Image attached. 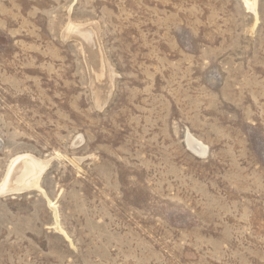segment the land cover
I'll list each match as a JSON object with an SVG mask.
<instances>
[{
  "label": "rangeland",
  "instance_id": "rangeland-1",
  "mask_svg": "<svg viewBox=\"0 0 264 264\" xmlns=\"http://www.w3.org/2000/svg\"><path fill=\"white\" fill-rule=\"evenodd\" d=\"M247 2L0 0V185L17 156L48 162L0 193V264H264Z\"/></svg>",
  "mask_w": 264,
  "mask_h": 264
},
{
  "label": "bare ground",
  "instance_id": "bare-ground-1",
  "mask_svg": "<svg viewBox=\"0 0 264 264\" xmlns=\"http://www.w3.org/2000/svg\"><path fill=\"white\" fill-rule=\"evenodd\" d=\"M251 1V0H250ZM246 3L248 4L247 0H246ZM250 8V7H249ZM73 26V25H72ZM87 28V27H85ZM88 29V28H87ZM72 30H75V31H79L81 32L82 35H84V37L88 38V32H86L84 29L82 28H71L68 27V31H72ZM81 30V31H80ZM94 30V28H93ZM66 31V30H65ZM92 31V30H91ZM90 31V32H91ZM97 31V30H96ZM93 32V31H92ZM72 33V32H71ZM86 33V35H85ZM65 34V33H64ZM77 34V33H76ZM72 35V34H71ZM78 35V34H77ZM96 36V35H95ZM71 37V36H69ZM83 37V38H84ZM93 37V36H92ZM98 38V37H96ZM87 40V39H86ZM97 41V40H96ZM95 41V42H96ZM92 44V43H91ZM94 46V45H93ZM92 46V47H93ZM94 48V47H93ZM91 50V48H90ZM92 51V50H91ZM95 52V51H94ZM93 53V52H92ZM86 54V53H85ZM88 55V54H87ZM86 55V56H87ZM94 55V54H93ZM89 56V55H88ZM100 56V55H99ZM88 59V58H87ZM95 59V58H94ZM88 62V61H87ZM89 63V62H88ZM97 64V63H96ZM106 64V63H105ZM98 65V64H97ZM102 65V64H101ZM106 66V65H105ZM99 66H97V69H98ZM106 68V67H105ZM104 70V69H103ZM108 70V69H107ZM111 70V69H110ZM100 72V71H99ZM101 74V72H100ZM100 74H98L99 76H101ZM93 77V76H92ZM95 78V77H94ZM107 78V76H106ZM111 78V77H110ZM98 82V81H97ZM105 82V80L103 81ZM94 84V83H93ZM97 84V83H96ZM103 84V83H102ZM98 85V84H97ZM110 85H111V82H110ZM94 86V85H93ZM102 87V86H101ZM104 87V86H103ZM111 87V86H110ZM96 89V88H94ZM100 90V89H99ZM103 90V89H102ZM100 90V91H102ZM107 91V90H106ZM94 93V91H93ZM100 93V92H99ZM95 94V93H94ZM97 94V93H96ZM103 94V92H102ZM109 95V93H108ZM108 99V98H107ZM101 100V99H99ZM104 101V100H103ZM102 101V102H103ZM101 102V103H102ZM107 103V102H106ZM96 104H98L96 102ZM104 104V103H103ZM98 106V105H97ZM103 107V105H102ZM187 144H188V147L192 150L195 151V153L197 152L198 154H204L205 153V148L203 147V145L198 142L197 140L193 139L192 137H190L189 135L187 136ZM205 156V155H204ZM203 157V156H202ZM48 165V162L47 161H44V160H40V159H37V158H34L32 156H29V155H21V156H17L15 157L10 165H9V170L7 172V175L4 179V181L1 183L0 185V193L2 192H6V191H11V190H15L16 186H22L21 184H26V185H35L34 188H36L37 186V180L39 178V176L43 173V171L45 170L46 166ZM14 183V185L12 184ZM16 185V186H15ZM15 187V188H14ZM18 188V187H17ZM32 188V189H34ZM29 189V188H28ZM27 189V190H28ZM31 189V187H30ZM40 189V188H38ZM41 190V189H40ZM7 192V193H8ZM9 193H12V192H9ZM2 196V195H1Z\"/></svg>",
  "mask_w": 264,
  "mask_h": 264
}]
</instances>
